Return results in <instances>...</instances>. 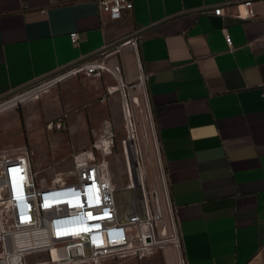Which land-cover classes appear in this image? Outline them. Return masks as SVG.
Returning a JSON list of instances; mask_svg holds the SVG:
<instances>
[{
    "label": "crops",
    "instance_id": "crops-1",
    "mask_svg": "<svg viewBox=\"0 0 264 264\" xmlns=\"http://www.w3.org/2000/svg\"><path fill=\"white\" fill-rule=\"evenodd\" d=\"M131 1L132 10L112 20L97 0H0V98L135 37L136 48L122 47L108 63L121 66L127 100L137 96L138 74L146 75L142 92L181 247L164 245L123 264H264V0H252L255 14L244 20L207 11L241 0ZM81 79L97 85L96 96L116 85L107 72ZM75 94L41 93L45 121L65 109L61 96ZM108 104L117 125V103ZM104 106L96 100L92 109ZM32 110L20 113L18 130L28 137Z\"/></svg>",
    "mask_w": 264,
    "mask_h": 264
},
{
    "label": "built area",
    "instance_id": "built-area-1",
    "mask_svg": "<svg viewBox=\"0 0 264 264\" xmlns=\"http://www.w3.org/2000/svg\"><path fill=\"white\" fill-rule=\"evenodd\" d=\"M97 5L112 20L121 19L133 8L131 0H97ZM207 11L241 20L255 14L252 0L223 3ZM69 38L76 44L79 34L72 31ZM126 45L136 48L137 39L130 37L105 45L102 49L12 92L17 93L14 96H10V93L1 97L0 111L68 77L80 73L101 77L107 72L116 81V85L107 87L108 93L120 91L123 98L128 132L127 139L123 141V149L127 153L126 141L132 140L134 143L135 134L130 122L129 101L125 99L126 84L122 78L121 66L108 63V58L119 54ZM145 76L140 72L137 83L146 114L152 122L145 93L142 92ZM28 93L31 94L26 97ZM132 100L137 103V97H132ZM47 126L61 128V118L50 121ZM113 137L112 128L106 123L101 138L94 143L95 149L102 154L109 152ZM134 149L137 176L133 177L128 171V184L122 189L123 204L118 200V189L114 187L108 163L105 160H95L93 152L75 156L68 170L71 175L69 178L57 177L50 183L36 184L28 149L23 148L19 152L0 149V264H32L26 261L27 254L39 251L46 252L47 259L33 264H101L114 255L139 260L164 245L180 248L176 210L171 201L159 152L157 179L154 178L151 185L147 186L143 180L144 172L139 167L136 147ZM55 190H64L60 195L65 201L51 205L49 202L54 199L52 192ZM20 192L23 200H20ZM47 205L49 206L45 208ZM5 216L7 221L9 217L12 218L11 226H8ZM93 216H100L97 223L99 228L89 232L88 229L96 225L88 223ZM66 231L71 237L58 239ZM53 250L58 251V256L53 257Z\"/></svg>",
    "mask_w": 264,
    "mask_h": 264
},
{
    "label": "rangeland",
    "instance_id": "rangeland-1",
    "mask_svg": "<svg viewBox=\"0 0 264 264\" xmlns=\"http://www.w3.org/2000/svg\"><path fill=\"white\" fill-rule=\"evenodd\" d=\"M79 80L65 88L61 86L68 78L40 91L36 95H32L23 101L17 102L13 107L15 109L7 110L0 114V149H8L12 152H19L21 149H28L31 162L33 165V180L36 184L50 183L57 177L64 179L69 178V168L76 155H86L93 152L95 160H105L108 163L114 187L118 191L128 184V167L126 153L123 149V141L127 139V122L125 120L124 108L122 106L121 94L117 91L109 94L104 88V93L96 96L97 85L89 80L81 78H89L82 73L74 75ZM54 88H60V92H85L86 96H75L68 98L62 97V105L65 109L57 118H61V128H48L50 122L44 119V108L42 99L39 100L41 93L50 91ZM57 90V89H55ZM12 93L10 96H14ZM137 103L132 98L128 99L131 113V127L134 130V144L139 159V167L144 172L143 180L147 186H150L153 179H157L158 175V143L156 133L152 122L148 118L141 89L136 90ZM132 95V93H130ZM100 99H103L102 102ZM113 99L117 103L116 115H118V124L113 122V115L109 110V100ZM98 100L105 108L92 109L94 102ZM22 107H30L33 112L31 123L28 127L32 136L28 137L25 129L19 131L22 118ZM54 107L52 113H54ZM24 111V109H23ZM42 111V112H41ZM44 114V115H43ZM53 120V121H55ZM109 124L114 133L110 151L102 154L94 147V143L101 138L103 134V126ZM129 126V128H131ZM130 150V141H126V151ZM117 191V192H118ZM120 204H123V193L118 197ZM2 212H4L2 210ZM8 226L12 224V218L5 216ZM161 248H157L158 251ZM47 257L46 252L39 251L27 254L26 261L28 263L41 262L42 258ZM132 259V258H130ZM128 259L119 258L117 255L109 257L101 262V264H123Z\"/></svg>",
    "mask_w": 264,
    "mask_h": 264
},
{
    "label": "bare ground",
    "instance_id": "bare-ground-1",
    "mask_svg": "<svg viewBox=\"0 0 264 264\" xmlns=\"http://www.w3.org/2000/svg\"><path fill=\"white\" fill-rule=\"evenodd\" d=\"M31 93H28L27 95H25L26 97L27 96H29ZM130 141V143H131V150L130 151H128V153L126 154V158H127V167H128V171L132 174V176L133 177H136L137 176V167H136V163H135V159H136V156H135V149H134V143H133V141L132 140H129ZM134 185H136V182L134 181ZM54 188H59V187H54ZM64 190H55V191H53L52 193L54 194V199L53 200H51L49 203L51 204V205H56V204H58V203H61V202H63V201H65V199H63V196H61L60 194L63 192ZM124 191H121L120 193H117V196L119 197L120 196V194H122ZM20 200H23V195H22V193L20 192ZM79 205H81V204H79ZM49 205H47V206H45V208H47ZM99 219H100V216H93V217H91V218H89V225H94L95 223H96V225L95 226H92L91 228H89L88 230H89V232H91V231H93V230H95V229H97V228H99V226L97 225V223H98V221H99ZM9 222V221H8ZM92 223V224H91ZM85 225H87V224H85ZM84 231V230H83ZM65 233H68L67 235H65ZM61 235V237L60 238H58V239H64V238H66V237H71V235H70V233L69 232H64V233H61L60 234ZM52 254H53V257H56V256H58V251L57 250H53V252H52Z\"/></svg>",
    "mask_w": 264,
    "mask_h": 264
}]
</instances>
